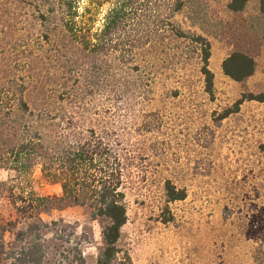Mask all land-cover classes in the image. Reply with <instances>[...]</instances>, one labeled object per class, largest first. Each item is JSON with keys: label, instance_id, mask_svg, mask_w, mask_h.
I'll list each match as a JSON object with an SVG mask.
<instances>
[{"label": "rangeland", "instance_id": "1", "mask_svg": "<svg viewBox=\"0 0 264 264\" xmlns=\"http://www.w3.org/2000/svg\"><path fill=\"white\" fill-rule=\"evenodd\" d=\"M263 1L250 0L244 13L232 14L230 0H189L173 19L186 34L211 43L213 99L205 93L198 46L171 31L129 56L122 48L99 59V91L96 53L62 48L39 70L47 100L30 91L32 109L65 117L75 133L100 131L122 158L129 221L118 264H264V105L245 101L264 93ZM34 10L33 0H0V93L31 58ZM239 50L257 61L255 75L241 84L222 70ZM75 93L86 101L74 104L67 95ZM240 101L238 113L219 120ZM4 149L0 145V162ZM167 182L185 190L186 200L168 203ZM18 186L43 197L63 195L40 168L21 177L0 163V225L15 218L7 190L15 187L17 194ZM42 219L74 227L86 264H97L102 222L88 208L67 205Z\"/></svg>", "mask_w": 264, "mask_h": 264}, {"label": "trees", "instance_id": "2", "mask_svg": "<svg viewBox=\"0 0 264 264\" xmlns=\"http://www.w3.org/2000/svg\"><path fill=\"white\" fill-rule=\"evenodd\" d=\"M249 2L230 0L227 11L242 14ZM188 4L189 0H33L36 38L31 58L17 67L21 75L4 83L0 93V145L5 147V158L0 163L3 169L13 170L21 177L40 168L46 179L61 185L63 195L43 197L21 186L17 194L15 187L7 190L15 218L0 225V264H52L51 258L56 264H86L81 249L83 240L77 238L74 227L63 221L46 223L42 219L43 214L67 205L86 207L94 220L102 222L104 247L97 264H118L119 242L129 221L118 150L109 143V136L98 130L86 128L75 133L73 123L64 122L65 117L59 118L47 108L33 110L28 93L37 92L46 102V77H41L39 70L47 60L57 59L55 54L62 48L71 54L79 49L85 55L96 53L99 91L98 83L104 82L97 66L99 59L122 48L129 49V56L136 48L171 31L180 40L198 46L205 93L213 99L211 43L203 36L186 34L173 23ZM195 12L199 18L204 15L202 10ZM260 13L264 21V1ZM222 70L230 80L241 84L255 75L257 61L246 52L235 51L223 62ZM67 97L74 104L86 101L78 93ZM245 101L264 105V93L248 95ZM241 104L238 102L235 111L226 112L219 120L238 113ZM260 150L264 153V143ZM165 187L168 203L186 200L185 190H177L170 182Z\"/></svg>", "mask_w": 264, "mask_h": 264}]
</instances>
